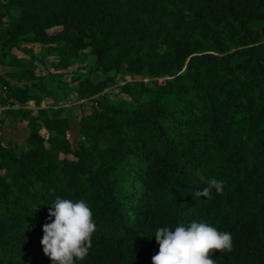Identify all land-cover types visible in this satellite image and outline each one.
Masks as SVG:
<instances>
[{"label": "trees", "instance_id": "obj_1", "mask_svg": "<svg viewBox=\"0 0 264 264\" xmlns=\"http://www.w3.org/2000/svg\"><path fill=\"white\" fill-rule=\"evenodd\" d=\"M84 51L86 75L39 74ZM2 67L9 99L38 110L6 111L29 136L21 154L0 138V264H48L25 248L44 254L57 197L97 225L76 264H152L156 229L193 221L232 234L216 264H264V0H0ZM72 93L91 103L77 150ZM198 172L223 194L195 197Z\"/></svg>", "mask_w": 264, "mask_h": 264}, {"label": "clouds", "instance_id": "obj_2", "mask_svg": "<svg viewBox=\"0 0 264 264\" xmlns=\"http://www.w3.org/2000/svg\"><path fill=\"white\" fill-rule=\"evenodd\" d=\"M197 175L205 187L202 191L197 190L195 197L212 199L213 189L217 195L223 194L224 180L205 177L199 172ZM49 208L51 222L42 229L44 254L53 264L83 261L92 248V237L97 231L92 210L83 200L60 197ZM154 236L159 251L153 256L152 264H216L213 254L231 252L234 246L230 232L220 231L206 222L181 223L174 230L158 227Z\"/></svg>", "mask_w": 264, "mask_h": 264}, {"label": "rangeland", "instance_id": "obj_3", "mask_svg": "<svg viewBox=\"0 0 264 264\" xmlns=\"http://www.w3.org/2000/svg\"><path fill=\"white\" fill-rule=\"evenodd\" d=\"M29 47L34 49L36 55L38 56L40 55L41 46L29 45ZM19 55L21 56V53ZM82 57L84 59V62L69 70L54 69L53 65L57 64L59 59L55 57H51L47 59L43 64H39L40 67L39 74L45 75L51 72L57 74L59 76V79H69L75 73L86 75V73H88L90 69V66L93 64L92 62L94 59L91 55V52L89 51L82 52ZM0 90L4 95V98L2 99L0 104V138L3 140L4 144L7 147L13 149L18 154H21V152L27 148L26 139L29 133L28 127L26 125L27 123L26 124L18 123L12 116H8L6 111L11 108L12 104L15 105L13 107L15 109L20 108L22 106L9 99L8 96L10 89L8 87H3V84H0ZM115 93H118V90H115L113 95ZM63 106L75 115V123L71 127V131L69 133V139L73 149L77 150L80 143L83 142V138L78 129V123L85 112H90L91 103L86 100H79L77 95L75 93H72L69 96L68 101ZM44 107L47 108V106ZM22 108H25L29 111H33L35 114L38 110L34 103L23 105ZM99 141L103 145L106 144L104 139H100ZM12 246L16 247L15 244H13ZM25 250L34 253L36 258H43L48 262V264H53L50 258L47 257L46 255L39 254L38 252L35 251H31L29 250V248H25Z\"/></svg>", "mask_w": 264, "mask_h": 264}, {"label": "crops", "instance_id": "obj_4", "mask_svg": "<svg viewBox=\"0 0 264 264\" xmlns=\"http://www.w3.org/2000/svg\"><path fill=\"white\" fill-rule=\"evenodd\" d=\"M40 46V45H39ZM41 48V47H40ZM15 53L18 55V56H20L19 54L20 53H18V52H16L15 51ZM22 56V55H21ZM20 56V57H21ZM12 71H14L13 69H10V68H8V67H2V68H0V76H5L7 73H9V72H12ZM13 84H15V82L13 83ZM17 103V102H16ZM31 103H34V102H31ZM17 104H19V103H17ZM35 104V103H34ZM44 105H45V102L43 103ZM22 107H23V105L22 104H20ZM22 107H20V108H17V109H21ZM37 108V107H36ZM25 109V108H24ZM18 123H20V122H18ZM25 124H26V122H25ZM27 125V127H28V124H26ZM29 130V129H28ZM28 136H29V133H28ZM27 139H28V137H27ZM27 139H26V141H27ZM27 144V143H26Z\"/></svg>", "mask_w": 264, "mask_h": 264}, {"label": "built area", "instance_id": "obj_5", "mask_svg": "<svg viewBox=\"0 0 264 264\" xmlns=\"http://www.w3.org/2000/svg\"><path fill=\"white\" fill-rule=\"evenodd\" d=\"M162 80H160V82H161ZM145 82L146 83H148L149 82V80H145ZM163 82V81H162ZM161 82V83H162ZM4 98V95H3V93H2V91L0 90V104H1V101H2V99Z\"/></svg>", "mask_w": 264, "mask_h": 264}]
</instances>
